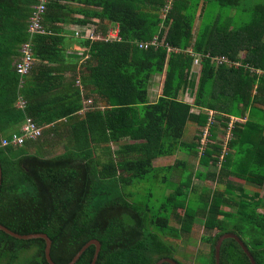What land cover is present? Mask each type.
Instances as JSON below:
<instances>
[{"label": "trees", "instance_id": "1", "mask_svg": "<svg viewBox=\"0 0 264 264\" xmlns=\"http://www.w3.org/2000/svg\"><path fill=\"white\" fill-rule=\"evenodd\" d=\"M38 4L0 0V224L48 235L56 264H69L91 240L102 245L96 264H186L172 240L202 219L208 264H216L226 233L264 264V0H49L44 34L30 32ZM91 26L103 37L118 27L120 39L76 36ZM28 43L34 65L21 77L16 63ZM157 76L161 92L151 102ZM27 117L42 136L1 146ZM192 126L201 134L187 141ZM57 147L62 152L51 154ZM178 152L199 157L206 171L190 174L180 159L156 165ZM193 176L217 186L196 193ZM152 181L163 187L159 206L153 194L147 202L138 197ZM45 249L42 238L0 230V261L49 264ZM95 252L89 247L76 264H92ZM220 257L252 264L232 238Z\"/></svg>", "mask_w": 264, "mask_h": 264}, {"label": "rangeland", "instance_id": "2", "mask_svg": "<svg viewBox=\"0 0 264 264\" xmlns=\"http://www.w3.org/2000/svg\"><path fill=\"white\" fill-rule=\"evenodd\" d=\"M254 1H257V0H254ZM215 7L216 6L211 5L209 7V9H215ZM249 10H251V9H249ZM210 17H211V15H209V18ZM245 19H249L248 13H246V15L244 16L243 20H245ZM199 24H200V21L197 22L195 30L198 29ZM114 32H116V31H114ZM112 36H115V33H113ZM71 42H74V41L70 39V41H68L67 43L71 44ZM197 68H198L197 70L200 71L201 64H199V66ZM162 82H163L162 76H157V77L153 78L151 89H150V101L151 102H154L158 99L160 92H161ZM185 100L187 102L194 103L195 98L193 97V95L188 94L185 97ZM194 111H197V110L194 109ZM211 114H213V113L211 112ZM193 127H195V126H192V130L187 132V135H186L187 141H191L193 135L199 136L201 134L198 131H196V129H194ZM14 131H16V130H10L9 131L10 135ZM207 135H208V133L206 132L204 139H203L204 144L207 141L206 140ZM229 137H230V133H228L223 139L225 141H227L229 139ZM60 152H62V147H57V148L53 149L51 154H58ZM178 159L184 160L187 162V166L185 168V171H187L190 174L194 175V173L197 170L206 171V168L201 165L199 157L194 156V155H187V154L181 153V152H178L175 156H172L169 158L159 159L156 162V165L166 166V165H170V164H175L176 161H178ZM193 178H194V176H193ZM172 180L174 183H179L180 177L178 175H174L172 177ZM233 180L237 183H239V182L245 183L244 181H241V180L236 179V178H233ZM193 186H194L193 187L194 192L201 193L204 186L205 187L207 186V188H210V189H214L217 186V184L213 181L202 182V181L198 180L197 178H194L193 179ZM247 187L251 189V192L257 191V188H255L254 186L247 185ZM162 188L163 187H161L160 184L157 183L155 185L154 181H152L151 183L146 185L145 190L142 189V191L140 192L138 197L142 202L143 201L147 202V200L150 197V194H153L154 195L153 203H154V205L159 206L162 199H163V192L164 191ZM263 193L264 192L262 189L261 194H263ZM262 199H264V195H262ZM223 209L232 210L228 207H223ZM260 211L264 212V208H261ZM206 235H207V232L204 229L203 220L198 219V221L196 222V224L194 226V229L192 230V232L189 235H184L183 238H181L180 240H172L178 246V254H177L176 258L180 262L184 261V263H186V264H208L209 263L208 257H209V247L210 246L208 244H206L205 240L203 239V237H205ZM26 257L27 256L25 255L24 261L27 260Z\"/></svg>", "mask_w": 264, "mask_h": 264}, {"label": "built area", "instance_id": "3", "mask_svg": "<svg viewBox=\"0 0 264 264\" xmlns=\"http://www.w3.org/2000/svg\"><path fill=\"white\" fill-rule=\"evenodd\" d=\"M48 2L49 0H39V4L34 7L35 8L34 13L31 17V22H30V32L31 33H38V34L46 33V29L43 26V14L46 11V4ZM94 28L95 26L85 27L84 29H76V36L89 39L92 41H96V40L113 41V40L120 39L118 27L112 28L109 31L108 36L106 37H103L100 34H96L94 31ZM113 33H115V36H112ZM156 43H157L156 40H154L149 43H142L140 47L148 48L150 45H155ZM22 54L23 55L21 59L16 63V71L21 77H25L31 72L32 67L34 65V57L32 54L30 43L25 44L23 46ZM214 61L220 64L222 62H228V59L226 57H221V58L217 57L214 59ZM194 63H195V66H199L200 64L199 57L195 59ZM91 103H92L91 100L85 101V105H90ZM25 106H26V102L21 100L19 102V107L25 108ZM42 133H43L42 127H40L34 119H32L31 117H27L18 131H15L11 134V136L2 139L1 146L20 147V146H23L26 141L36 140L40 138L42 136Z\"/></svg>", "mask_w": 264, "mask_h": 264}, {"label": "water", "instance_id": "4", "mask_svg": "<svg viewBox=\"0 0 264 264\" xmlns=\"http://www.w3.org/2000/svg\"><path fill=\"white\" fill-rule=\"evenodd\" d=\"M2 177H3V173H2V166H1V162H0V189H1V185H2ZM0 230H3L4 232H6L7 234L18 238V239H24V240H30V239H38V238H42L46 241V249H45V253H46V258L49 262V264H56L51 256V249H52V240L48 237V235L46 234H29V235H21L18 233L13 232L12 230L8 229L7 227L3 226L2 224H0ZM235 239L243 248L244 252L247 254V256L249 257L250 261L252 264H257L256 260L254 259V257L252 256V254L250 253L248 247L245 245V243L242 241V239L237 236L234 233H226L224 235H222L217 243V247H216V264H221V248H222V244L226 239ZM95 246L96 247V252H95V256H94V260L92 262V264H96L99 254L101 252V248L102 245L98 240H91L90 242H88L78 253L77 255L73 258V260L69 263V264H76L77 261L81 258V256L83 255V253L91 246ZM164 263H169V264H178L175 260L171 259V258H164L161 259L157 264H164Z\"/></svg>", "mask_w": 264, "mask_h": 264}, {"label": "crops", "instance_id": "5", "mask_svg": "<svg viewBox=\"0 0 264 264\" xmlns=\"http://www.w3.org/2000/svg\"><path fill=\"white\" fill-rule=\"evenodd\" d=\"M20 128H18V130H19ZM166 158H169V157H166ZM160 159H162V158H160ZM159 160V159H158ZM157 160V161H158ZM171 165V164H170ZM158 166V165H157ZM21 259H23V257H21L20 258V260ZM0 264H10V261H7V259L6 258H4V259H2L1 261H0ZM17 264H21V262H17Z\"/></svg>", "mask_w": 264, "mask_h": 264}]
</instances>
